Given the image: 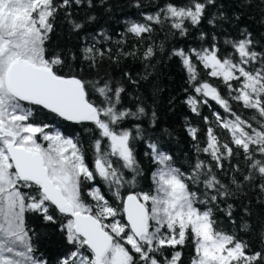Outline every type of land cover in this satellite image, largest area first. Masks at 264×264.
Wrapping results in <instances>:
<instances>
[{
	"label": "snow or ice",
	"instance_id": "1",
	"mask_svg": "<svg viewBox=\"0 0 264 264\" xmlns=\"http://www.w3.org/2000/svg\"><path fill=\"white\" fill-rule=\"evenodd\" d=\"M84 6L95 7L94 0H0V264H49L37 255L35 240L45 233L36 221L69 246L57 264H184L187 244L190 264H264V34L224 28L251 8L264 26V0H240L231 17L220 0H163L118 40L101 30L84 37L78 52L53 47L59 19L76 33L95 21L73 17ZM157 29L173 39L195 32L199 43L166 50L153 39ZM172 58L191 86V111L200 116L211 100L228 114L202 116L203 141L199 128H187L194 156L183 170L150 134L162 92L158 65ZM127 59L139 60L142 71L109 72ZM231 101L253 112L251 119ZM84 124L94 129L91 160L71 128ZM141 141L156 166L148 191L135 190ZM218 210L237 231L219 226Z\"/></svg>",
	"mask_w": 264,
	"mask_h": 264
},
{
	"label": "trees",
	"instance_id": "2",
	"mask_svg": "<svg viewBox=\"0 0 264 264\" xmlns=\"http://www.w3.org/2000/svg\"><path fill=\"white\" fill-rule=\"evenodd\" d=\"M224 5V11L231 17L233 13L237 12L240 0H220ZM256 0H253L255 3ZM95 3V7L88 8L86 6L72 9L73 17L77 20H81L86 15H94L95 21L86 24L84 29L79 33L72 32L70 25H68L63 19H59L57 22V28L52 35L51 44L53 47L60 50H71L78 52V49L82 47L84 37L94 35L97 32L103 30L107 34L113 37V40H118L120 36L126 30L128 23L141 19L140 13L152 12L155 8L163 3V0H141L144 5L142 8L135 7L136 0H107V7L101 6L99 3ZM250 15L241 14L240 20H232L231 24L225 23L224 28L230 33H235L239 28L247 26L249 30H252L256 34H264V26L259 22V9L251 8L246 9ZM204 31H210L211 26L205 23L202 25ZM167 36V38H165ZM153 39L157 44L164 43L165 49L169 46H192L195 47L199 43L194 32L190 38H177L173 39L170 35H167L165 31L157 29L153 34ZM115 47V45H112ZM159 80L158 83L162 87L160 93V99L155 105L158 122L154 129L150 130V134H155L161 137L163 149L168 151L173 156V160L177 167H181L182 170L190 167V162L194 156L193 141L187 132L189 126H194L200 129L201 141H203V133L207 127L202 116H208L210 119H214L212 116L213 111L220 112L222 115H228L224 113L223 109L217 105L214 101L209 100L208 106L201 108V115L197 116L193 113L190 107L185 103L188 96L192 95L191 86L187 83L186 74L179 61L176 58L164 59L163 62L158 65ZM122 71L131 72L136 74L142 71L141 62L135 59L123 60L118 66L109 67V72L119 78V74ZM219 83L218 81H213ZM222 93L225 92L224 86L220 85ZM233 110L241 116L243 119H251L254 114L250 110L244 109L239 102L231 101ZM47 116V118L57 124L58 127H65L66 122L52 116L51 114L42 113L41 118ZM231 118V117H229ZM135 122L128 124L129 127L134 126ZM142 126L148 128V118H142ZM74 130V135L79 139L88 151V157L92 159L91 143L93 140V126L90 124L84 125H71ZM163 129H167L170 135L162 132ZM217 131L224 135L223 129H217ZM137 156L143 168V175L138 178L139 185L135 190H151L153 181L152 173L156 170L155 164L144 153L148 151L147 141L137 142L136 144ZM127 174V173H126ZM229 203L235 201L230 200ZM255 207V206H254ZM221 209L225 208L224 204L220 205ZM257 213L260 212L259 207H255ZM234 215L237 218V224L240 222V213L237 210ZM215 217L219 223V226L225 231H237L235 225L230 223L229 218L225 215L223 210L215 212ZM33 226L36 227L38 233H45L39 236L36 240V246L38 249L37 255H43L48 259L49 264H57V257L61 254H66L68 251V245L65 244L62 237L58 232H55L52 228L44 229L39 226V222H33ZM246 240H255V236H244ZM259 247V245H257ZM184 264H190L191 257L193 255V248L191 244H187L183 248Z\"/></svg>",
	"mask_w": 264,
	"mask_h": 264
}]
</instances>
